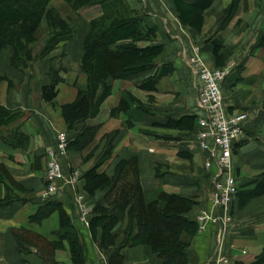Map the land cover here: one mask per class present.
<instances>
[{
  "label": "crops",
  "instance_id": "1",
  "mask_svg": "<svg viewBox=\"0 0 264 264\" xmlns=\"http://www.w3.org/2000/svg\"><path fill=\"white\" fill-rule=\"evenodd\" d=\"M132 1L137 2L139 10L132 8L143 15L144 24L154 30L153 42L141 41L137 46H158L162 55L144 72L107 81L111 95L91 124L99 127L97 146L103 136L115 135L110 154L97 171L112 179L121 161L136 159L145 195L164 189L206 209L213 169L204 176V154L196 149L193 136L203 111L197 104L198 82L188 58L193 46L199 45L210 67L235 60L237 66L223 82L221 93L227 113L250 114L235 144L232 168L238 193L252 201L243 209L237 201L231 205L233 227L222 242L212 225L201 232L190 245L188 260L189 264H255L264 251V202L259 201L264 198V0H211L201 13L198 30L179 26L174 12V2L189 5L195 0ZM102 13V5L87 7L80 13L74 37L44 53V43L35 45L31 62L23 68L11 64V46L1 53L0 107L11 118L0 127V264H45L50 254L57 261L65 256L60 250L51 253V245L65 243L59 236L63 215L76 223L77 211L71 184L43 197L46 151L57 133L67 132L62 107L75 102L84 85V41L90 22ZM52 79L58 80V93L53 103H47L41 88ZM126 96L142 105L116 110ZM86 151L70 149L62 159L65 176L77 172L78 188L83 189V176L94 161L86 158ZM104 194L105 190H97L92 197L95 203ZM254 201L259 205L250 210ZM116 215L112 233L121 241L124 221L119 212ZM79 229L86 244V264H107L87 230ZM94 236H101L100 229ZM129 250L121 252L124 262Z\"/></svg>",
  "mask_w": 264,
  "mask_h": 264
},
{
  "label": "trees",
  "instance_id": "2",
  "mask_svg": "<svg viewBox=\"0 0 264 264\" xmlns=\"http://www.w3.org/2000/svg\"><path fill=\"white\" fill-rule=\"evenodd\" d=\"M63 1L74 13L93 5L103 7L102 15L90 22V31L84 41L81 70L89 77L88 85L78 90L75 102L62 107L68 126H73L75 121L83 124L81 131L74 137L68 136V148L82 151L90 146L99 130L97 125H89L86 121L98 114V105L109 94L110 88L105 80L127 79L152 68L153 63H144V60L160 47L137 46L138 42L149 40V35L152 36L154 30L144 24L143 15L131 8L126 0ZM49 2L50 0H0V56L4 49L11 46V64L14 67L23 68L31 62L33 48L28 44L43 21H46L49 30L43 53L76 35L77 27L71 24L69 18L52 8ZM210 2L211 0H195L189 5L179 3L188 7L198 6L203 11ZM99 87L103 89L100 95L97 94ZM57 93V79H52L41 88L42 99L47 103H53ZM10 116V113L0 107V127ZM108 135L111 147L115 134ZM104 155L103 153L101 159ZM102 161L96 162L83 176L84 189L90 195L97 190H105L103 199L94 204L91 226L101 227L103 239H110V230L118 221L116 213L121 214L128 208L130 224L135 228L130 241H136V245L144 246L153 255L154 261L151 264H189L188 250L197 226L189 211L196 202L165 191L148 199L140 184L136 159L121 161L116 166L112 179L104 173H98L97 169ZM127 176L131 178L125 179ZM62 229L59 236L71 246L72 263L85 264L86 250L79 239L80 229L75 219L63 215ZM117 252L123 259L120 252ZM52 255L46 257L45 264H53ZM255 264H264V251Z\"/></svg>",
  "mask_w": 264,
  "mask_h": 264
},
{
  "label": "built area",
  "instance_id": "3",
  "mask_svg": "<svg viewBox=\"0 0 264 264\" xmlns=\"http://www.w3.org/2000/svg\"><path fill=\"white\" fill-rule=\"evenodd\" d=\"M188 63L196 75L197 104L203 111L195 134L196 149L204 154L205 168L208 171L213 169L207 198L209 206L199 212L194 220L200 232L205 231L209 225L214 226L222 242L233 227L231 205L239 192L238 181L232 168L234 147L249 123L250 114L247 112L229 114L225 110L221 87L237 66L235 60H228L216 69L209 68L201 58L199 45H194ZM68 144V136L59 132L55 136L53 145L46 151L44 198L67 189V184L74 186L78 182L79 176L76 172L68 178L64 174L62 157L68 149ZM72 196L77 211L76 223L84 227L88 226L91 215L88 205L83 203V195L75 190Z\"/></svg>",
  "mask_w": 264,
  "mask_h": 264
},
{
  "label": "rangeland",
  "instance_id": "4",
  "mask_svg": "<svg viewBox=\"0 0 264 264\" xmlns=\"http://www.w3.org/2000/svg\"><path fill=\"white\" fill-rule=\"evenodd\" d=\"M127 3L129 4V6L131 8L133 6H135V8L138 9V7H139L137 5V2L135 3L132 0H131V2L127 1ZM49 5L52 8H54L56 11H58L63 17L69 18L70 21H71V24L75 25L77 27V29H78V27L80 25V21H81L80 20V15H81L80 13H82L87 8L86 7V8L80 9L78 12H75V13H77L75 15V13L69 8V6H67V4L63 0H50ZM174 12H175V16H176L177 23H178L179 26H182V27H185V28L191 27V28H195L197 30L200 28V25H201V22H202V17H201L202 11L200 10V8H198V6L188 7L187 5L181 4L179 2H174ZM48 36H49V30H48L46 21H43L41 23L38 31L36 32L34 38L31 40V42L28 44V46L29 47L32 46V48H34L35 45H37L39 43H44L45 40L48 38ZM153 38H154V34L152 36L149 35V41L153 42ZM222 53L223 52H221V56H223ZM161 55H162V49H158L156 52L151 53L148 58H145L144 63L145 62L146 63L147 62H151V63L154 64L158 59H160ZM201 58L203 59L202 55H201ZM203 61H204V59H203ZM222 65L217 66V67H210L208 65L207 66L209 68L216 69V68L221 67ZM84 75H85V82H84L83 87H86L88 85L87 81L89 80V77L86 74H84ZM109 79H111V78H107L105 80V83H107V81ZM111 80L114 81V79H111ZM122 80H125V79H122ZM109 88H110L109 89V94H108L107 97H109V95H111L112 88H111V86H109ZM102 93H103V89L100 88L97 91V94L100 95ZM106 98L104 99V101L106 100ZM124 99L125 100H122V103L119 105V107L116 110H119V111L120 110H125L126 111V110H128L130 104L138 105V106L141 104V102L139 100L135 101L131 96H126ZM152 100H154V98ZM103 102L98 105V114H99V112L101 110V105L103 104ZM113 115H114V113H113ZM81 123L82 122L78 123L77 121H75V122H73V126H68L67 125V132L63 131V133H65L67 136L69 134L72 137H74L79 131H81V128H82V125H83ZM86 123L89 124V125H92L91 124V119L87 120ZM197 130H198V126H197V129H195V133L193 135L194 138H195V134L197 133ZM97 134H98V131L94 135V140L90 144V146L87 147L86 149H84V150H87L85 152L86 155H87L86 158L94 160L93 161V165L96 162L100 161V160L107 159L109 154H110V152H109V150H110L109 149L110 148L109 147L110 135H105L102 138H100L99 146H97V144L95 142L96 138H97ZM69 150L70 149L68 148L67 151L65 152V155L62 157V159L67 157ZM103 153L105 155H104L103 159H101V156L103 155ZM202 167H203L204 176L208 175V173L206 172L208 170L204 166V161H203V166ZM137 171H138L137 174L140 176V166L138 164V161H137ZM184 172H186V171H184ZM74 174H75V172L72 171L71 175H74ZM130 178H131V176H127L125 179H130ZM68 186H69V184H67V189H68ZM71 188H72L71 192L76 190L77 193L83 195V201H84L83 203L88 205L89 214L91 215L90 218H92L93 215H94V204H95V201L92 198L93 195H90L82 187L78 188V184L77 183H75L74 186L71 185ZM160 191H164V189H158L157 192L147 193L145 196H146V198L151 199V198L155 197L158 194V192H160ZM171 194H174V193H171ZM250 200H251V198H246V195H243L242 193H237L236 196L233 199L232 204L237 201L239 203V205L242 206V209H243V207L247 206V204L250 202ZM259 201L264 202V198H261ZM252 203L254 205L251 206L250 210H254V208L259 205V202H255L254 201ZM202 210H203L202 205H200L199 203L198 204L195 203L192 206L191 210L189 211V214L192 216V219L194 220L195 217L197 216V214L199 212H201ZM121 216H122V219L124 221V228H123L124 229L123 230L124 236L122 237L121 241L117 240V237H115V235H113V233H112L113 228L110 230V234L111 235L109 237H111V238L107 239V240L103 239V235L104 234H103V232L101 230V227H97V228L92 227L91 226V219H90V223H89L88 226L84 227L80 223H78V225H79V227L82 226L83 228H85L87 230V232L90 234V236L94 240V242L96 244V247H97V249L99 251L100 259L105 260V262H107V264H151L154 261L153 255L150 254L148 251H146V248L144 246H142L140 244L136 245L137 244L136 241H133V242L130 241V238H132L131 235H133V233L135 232V228H133V226L130 224V220H129V217H128V208H126L123 211V213H121ZM212 228L214 229V227H212ZM97 229H100V231H101V236L99 238H96L94 236V234H96V230ZM200 233L201 232H200L199 227L197 225L196 228L194 229V236L192 238V242ZM183 237H185V235H183ZM79 239L81 240V242H82L81 244L84 246V248L86 250L85 242H83L81 238H79ZM132 244H133V246H131ZM70 247L71 246L69 245L67 240H65V243L58 242V243L52 244L51 245V249H52L53 253L56 250H60V251H63L64 254H65V256H63V260H61V261H57L54 258V255H52L51 260H52L53 264H73L72 260H71ZM129 248H133V250H129ZM138 249L142 252V254L137 252ZM127 250H129V252H128V257L129 258H128L127 261L124 262L123 259H121V256L118 254L117 251H119L120 254H121V252L127 251ZM134 256H136L135 257L136 261L133 259ZM65 257H66V260H65ZM86 263H87V259H86L85 264Z\"/></svg>",
  "mask_w": 264,
  "mask_h": 264
}]
</instances>
